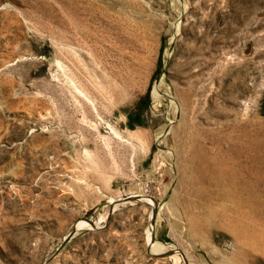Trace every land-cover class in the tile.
<instances>
[{
	"label": "rangeland",
	"instance_id": "rangeland-1",
	"mask_svg": "<svg viewBox=\"0 0 264 264\" xmlns=\"http://www.w3.org/2000/svg\"><path fill=\"white\" fill-rule=\"evenodd\" d=\"M94 4L123 26L85 45ZM202 35L218 79L186 116L175 67ZM244 125L264 201V0H0V264H264V205L239 228L205 173Z\"/></svg>",
	"mask_w": 264,
	"mask_h": 264
},
{
	"label": "bare ground",
	"instance_id": "bare-ground-1",
	"mask_svg": "<svg viewBox=\"0 0 264 264\" xmlns=\"http://www.w3.org/2000/svg\"><path fill=\"white\" fill-rule=\"evenodd\" d=\"M75 16H77L76 18L79 20L77 22L73 21V23L70 25L69 28L74 32V34L81 35L80 37L84 38L83 44L85 45L88 44L89 42H92L93 40L98 43L103 42V40L99 37L98 33L93 32L92 23L94 22L97 23L96 21H100L102 26H104L105 30L106 31L109 30V32H113V31L119 32L121 30V26H123V23H122L123 18H120L115 15H108L107 13L102 11L99 6L95 4L92 6L90 5L83 6V8L81 6H77L76 11H75ZM65 24H69V23H65ZM133 25L134 26L132 25H129V26L133 30V32L136 33L138 29L137 24H133ZM228 31H229L228 33L230 34L232 31L231 28ZM56 32H58L59 37L63 42H66L68 44L78 43V40L74 38L72 35L68 39L65 36L66 34L63 31L57 30ZM211 39L212 37L211 38L207 37L205 39V36L202 35L200 36L197 45L191 47V51L195 55V58H194V61L196 62L195 68H192V66L188 64L189 62H185L184 64L180 63V65L175 67L176 75L177 76L181 75V77H183L184 79L183 81H184L185 86L184 87L176 86L175 93L180 97V100L185 105V115L186 116L187 114L195 111V106H194L195 96H200L204 94L206 90V84L204 83L205 82L204 80L206 78L207 73L209 72L208 75L213 81H217L218 79L217 67L214 64V60H217V58L214 57V54L210 51V49L207 48L208 46L207 47L204 46L206 43L213 44V41ZM226 40H227L226 47L229 48L231 45L230 44L231 42H229L228 38ZM203 42H206V43L203 45ZM215 46L216 45H214V47ZM227 50L229 49H226L225 52ZM226 53H227L226 55L227 57L225 58L227 60V66H226V70L224 67V71H225L224 75L227 76L228 79H230L233 73L234 64L233 65L231 64V60H230L231 53L230 54L228 52ZM182 126H183L182 129L184 128L191 129V131L193 130V132H201L203 130L198 124L196 123L189 124L186 121L184 122ZM229 126L231 129L233 128L232 125H229ZM239 129H240L239 133L238 134L233 133L232 138H230V147H229L230 154L224 157L221 156L222 158L219 161L216 160L217 163L220 164L219 167H222V168L213 166L214 168L216 167L217 169H215L214 171L212 169L209 170L210 171L209 174L208 172H205V173L207 176L209 175L211 177V180H213L216 183L221 184V183L226 182L225 185L223 184V189H222L223 194L218 197L219 200H223V202H221V208H223L224 212L230 213L227 216H230L229 219L231 220L230 222L232 224L238 223L239 228L246 229L249 226L250 221H251L250 212L253 211V208H258V207L263 206L264 201L261 197L252 195V192L250 189L251 186H249L250 160H251L250 153L252 151V145L250 142L251 139L249 136L250 132L248 130V126L247 125L240 126ZM194 158L199 160V158L201 159V155L196 152ZM206 159L208 158H205V160ZM204 162L206 165L207 164L206 161ZM202 163L203 162L201 161V164ZM202 168H205V167L203 166ZM254 185L252 186L254 187ZM206 198H207L206 199L207 201L209 202L212 201V196L210 194L207 195ZM209 211L210 213L212 212L211 216L215 218L216 217L215 207H212V211L211 210ZM224 216L225 215L223 213V216L221 215V217L223 218ZM83 224L84 223L80 224V226H82ZM152 235H153L152 231L149 230L148 231V241L150 242V244H152L153 246L160 247L161 249L167 248L165 244L160 243L159 241H153L152 238L154 237V235L153 236Z\"/></svg>",
	"mask_w": 264,
	"mask_h": 264
},
{
	"label": "water",
	"instance_id": "water-1",
	"mask_svg": "<svg viewBox=\"0 0 264 264\" xmlns=\"http://www.w3.org/2000/svg\"><path fill=\"white\" fill-rule=\"evenodd\" d=\"M154 210H155V208H154ZM90 222L93 223L92 221H90ZM153 254L156 255V256H165V255H169L170 254V250H167V251H153Z\"/></svg>",
	"mask_w": 264,
	"mask_h": 264
}]
</instances>
